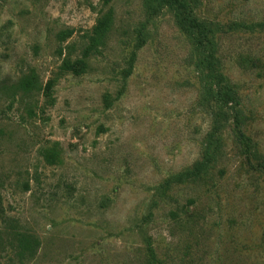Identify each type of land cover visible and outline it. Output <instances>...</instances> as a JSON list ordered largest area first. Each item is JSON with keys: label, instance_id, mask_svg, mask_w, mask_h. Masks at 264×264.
<instances>
[{"label": "rangeland", "instance_id": "1", "mask_svg": "<svg viewBox=\"0 0 264 264\" xmlns=\"http://www.w3.org/2000/svg\"><path fill=\"white\" fill-rule=\"evenodd\" d=\"M187 1L236 102L210 107L208 48L164 0H0V79L41 84L0 88V264H264V0ZM105 13L85 72L62 70Z\"/></svg>", "mask_w": 264, "mask_h": 264}, {"label": "trees", "instance_id": "2", "mask_svg": "<svg viewBox=\"0 0 264 264\" xmlns=\"http://www.w3.org/2000/svg\"><path fill=\"white\" fill-rule=\"evenodd\" d=\"M167 4L172 6L178 12V23L180 27L186 31L194 35L197 44L204 45L208 48L205 57L201 60V64L205 67L207 73L206 77L209 84H214L212 88L207 87L206 95L207 100L210 102V107L214 109L216 103L228 104L230 102H236V93L230 88V86L226 83L227 78L225 73L222 70L219 57L216 55V47L213 40L214 28L212 24L199 19L196 16H193L191 11L190 13H186L188 9V1L187 0H164ZM262 23H237L236 25L239 27H245L247 29L253 30L256 26L261 25ZM112 28V15L110 13L102 14L93 27L90 34V41L83 52L81 58L72 60L71 57H67L63 61L62 70L70 71L76 75H80L85 72L86 68L89 66L88 60L94 51L99 49V46L103 45L106 39L107 32ZM129 71L124 75L127 77L129 75ZM56 82V79H50L45 88V96L47 100L53 103V87ZM0 88L11 92L13 98H17V94L27 95L31 94L34 91L41 89V84L39 81L38 74L34 68H31L27 73H23L16 81H13L9 84L7 79H0ZM1 90V89H0ZM107 105H111L108 96L106 97ZM110 102V103H109ZM213 102V104H212ZM242 124L241 118L236 114V125L238 127L239 135L242 141L247 144V140L245 134L240 129ZM48 160L50 162H56L57 153L49 152ZM206 163L197 161L193 164L192 168L189 170L187 175L192 179H197L199 177H203L205 173ZM6 220V212L3 204L2 196L0 193V221ZM39 245V240L36 237L30 235H22L20 237V251L33 255L37 251V247Z\"/></svg>", "mask_w": 264, "mask_h": 264}]
</instances>
